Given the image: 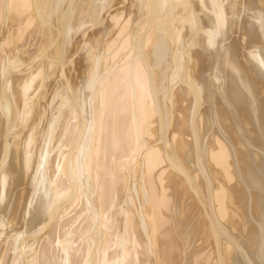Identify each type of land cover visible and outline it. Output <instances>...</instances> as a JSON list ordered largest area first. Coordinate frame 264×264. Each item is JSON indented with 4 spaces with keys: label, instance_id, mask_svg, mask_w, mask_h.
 Masks as SVG:
<instances>
[{
    "label": "bare ground",
    "instance_id": "1",
    "mask_svg": "<svg viewBox=\"0 0 264 264\" xmlns=\"http://www.w3.org/2000/svg\"><path fill=\"white\" fill-rule=\"evenodd\" d=\"M0 264H264V0H0Z\"/></svg>",
    "mask_w": 264,
    "mask_h": 264
},
{
    "label": "rangeland",
    "instance_id": "2",
    "mask_svg": "<svg viewBox=\"0 0 264 264\" xmlns=\"http://www.w3.org/2000/svg\"><path fill=\"white\" fill-rule=\"evenodd\" d=\"M235 36V35H234ZM234 37H232V39H233Z\"/></svg>",
    "mask_w": 264,
    "mask_h": 264
}]
</instances>
